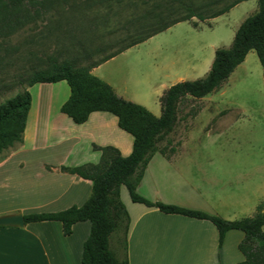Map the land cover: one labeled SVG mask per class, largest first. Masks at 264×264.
Here are the masks:
<instances>
[{
	"label": "rangeland",
	"instance_id": "374dc122",
	"mask_svg": "<svg viewBox=\"0 0 264 264\" xmlns=\"http://www.w3.org/2000/svg\"><path fill=\"white\" fill-rule=\"evenodd\" d=\"M132 2L135 0H5L0 6V103L25 89L33 94L24 132L26 149L0 167V216L22 209H59L45 205L48 194L62 184H57L58 173H52L50 164L96 162L101 153L95 146H114L131 137L111 113H104L111 120L102 124L94 117L84 124L74 123L59 109L70 93L67 81L31 85L30 77L47 71L53 60H76L86 50L93 55L80 56L77 63L89 65L123 46V25L134 16ZM257 9L258 0H245L206 21L196 17L181 21L126 49L93 73L112 84L120 96L160 116L164 91L178 81L204 77L215 50L230 46L240 24ZM184 144L207 146L204 161L217 163V173L236 197L246 196L257 207L264 202V75L255 50L217 90L179 101L173 129L157 146H166L170 152ZM23 145L21 140L2 151L0 162ZM122 189L130 199L127 187ZM120 235L122 231H115L111 236V247L118 254L122 252ZM5 239L1 235L0 243L5 244ZM21 240L22 236L19 245ZM231 240L234 243L235 238ZM0 260L29 263L16 252L12 258ZM36 260L35 264H43Z\"/></svg>",
	"mask_w": 264,
	"mask_h": 264
},
{
	"label": "trees",
	"instance_id": "16d2710c",
	"mask_svg": "<svg viewBox=\"0 0 264 264\" xmlns=\"http://www.w3.org/2000/svg\"><path fill=\"white\" fill-rule=\"evenodd\" d=\"M242 1L245 0H135L132 2L134 16L123 25L125 37L121 42H126L123 46L89 65L77 63L80 56L93 55L94 52L86 50L76 60H53L47 71L35 72L30 77L31 85L67 81L70 94L62 104L61 111L74 123H85L92 112H109L117 117L119 127L130 133L134 140L129 155H122L114 146H96L102 151L100 163L73 168L62 166V170L91 180V194L81 205L74 204L58 211L24 212L26 224L60 221L63 233L70 235L75 223L88 220L91 225L83 244L82 264H129L127 234L130 216L120 198L121 187L125 185L134 202L158 207L166 213L212 221L219 232V245L229 230H242L245 235L238 248L244 259L237 264H264V202L258 205L253 216L230 220L199 209L153 201L137 191L152 155L159 151L168 156L166 146L159 148L157 144L165 133L173 129L178 103L183 97L190 95L200 98L217 90L251 50L256 51L264 75V0H258V9L240 24L232 44L215 50L214 60L204 77L178 81L164 91L160 97V116L146 106L120 96L112 84L92 72L93 68L176 23L194 17L201 21L215 18ZM3 3L5 0H0V6ZM32 100L30 90L25 89L0 103V153L22 140ZM115 231H122L118 237L121 254L111 247V236Z\"/></svg>",
	"mask_w": 264,
	"mask_h": 264
},
{
	"label": "crops",
	"instance_id": "0c3cea01",
	"mask_svg": "<svg viewBox=\"0 0 264 264\" xmlns=\"http://www.w3.org/2000/svg\"><path fill=\"white\" fill-rule=\"evenodd\" d=\"M98 67H95L92 72ZM46 84L51 83L42 85ZM69 94L66 96L69 97ZM67 97L60 102V110ZM42 112L45 113V110L39 113L40 118L44 116ZM30 113L31 109L28 121ZM104 113L109 112H92L85 123L93 117L100 124L107 119L111 120ZM39 126L37 124V131ZM27 138V133H23L24 145L0 162V167L18 152L25 151ZM133 140L132 135L125 137L124 140L114 144V147L118 148L122 155H129L133 148ZM206 147L184 144L178 148L172 147L173 151L168 152V156L159 151L155 152L137 185V191L153 201L160 200L199 209L230 220L253 216L256 213L257 204L248 201L246 196L241 199L236 197L227 185L229 183L224 184L220 173H217L219 169L217 163L204 161L206 157L202 156V153L208 149ZM97 150L101 155L96 162L78 163L74 166L62 164L59 167L50 164L52 173H58L57 184H62L48 194L45 205L55 206L53 208L59 209H53V211H58L74 204L81 205L87 200L91 194L92 181L76 173L62 170L61 167L73 168L98 164L102 159V151ZM124 186L121 187L120 198L130 216L127 234L129 264H237L244 259V255L238 248L239 242L245 235L242 230H229L222 244L219 245V232L212 221L177 213H166L158 207L134 202L131 197V200L124 197L122 189ZM44 208L21 211L23 213L41 211ZM90 225L88 220L79 221L74 224L70 235L63 233L60 221L31 222L23 227L0 226V236H7L5 244L0 243V259L12 258L16 252L29 262L27 264H35L37 258L43 264H79L84 241L90 232ZM21 236L22 242L19 245L18 239ZM232 238H235L234 243H231ZM0 264H10V262L0 260Z\"/></svg>",
	"mask_w": 264,
	"mask_h": 264
},
{
	"label": "water",
	"instance_id": "95a60500",
	"mask_svg": "<svg viewBox=\"0 0 264 264\" xmlns=\"http://www.w3.org/2000/svg\"><path fill=\"white\" fill-rule=\"evenodd\" d=\"M25 224L26 221L22 211L0 216V226L23 227Z\"/></svg>",
	"mask_w": 264,
	"mask_h": 264
}]
</instances>
